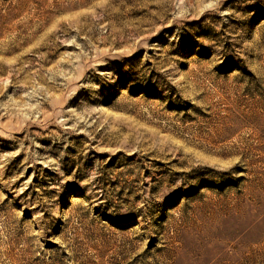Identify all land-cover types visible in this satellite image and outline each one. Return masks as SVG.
Here are the masks:
<instances>
[{
  "label": "rangeland",
  "instance_id": "1",
  "mask_svg": "<svg viewBox=\"0 0 264 264\" xmlns=\"http://www.w3.org/2000/svg\"><path fill=\"white\" fill-rule=\"evenodd\" d=\"M0 264H264V0H0Z\"/></svg>",
  "mask_w": 264,
  "mask_h": 264
}]
</instances>
